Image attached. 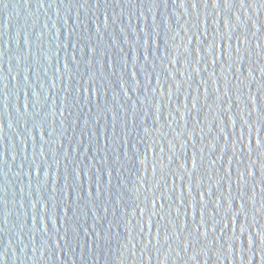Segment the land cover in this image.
<instances>
[{
  "label": "water",
  "instance_id": "1",
  "mask_svg": "<svg viewBox=\"0 0 264 264\" xmlns=\"http://www.w3.org/2000/svg\"><path fill=\"white\" fill-rule=\"evenodd\" d=\"M0 264H264V0H0Z\"/></svg>",
  "mask_w": 264,
  "mask_h": 264
},
{
  "label": "snow or ice",
  "instance_id": "2",
  "mask_svg": "<svg viewBox=\"0 0 264 264\" xmlns=\"http://www.w3.org/2000/svg\"><path fill=\"white\" fill-rule=\"evenodd\" d=\"M229 2V0H221V3L222 4H226V3H228Z\"/></svg>",
  "mask_w": 264,
  "mask_h": 264
}]
</instances>
